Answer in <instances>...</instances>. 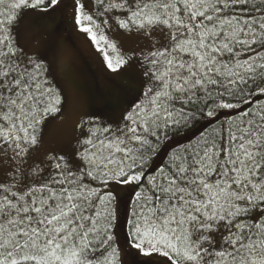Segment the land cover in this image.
<instances>
[{
  "label": "snow or ice",
  "instance_id": "1",
  "mask_svg": "<svg viewBox=\"0 0 264 264\" xmlns=\"http://www.w3.org/2000/svg\"><path fill=\"white\" fill-rule=\"evenodd\" d=\"M57 10L138 85L132 99L120 89L118 121L81 120L67 152L41 151L63 95L27 51L41 30L22 26ZM114 28L142 47L123 52ZM221 115L151 163L170 130ZM114 186L131 192L122 214ZM122 253L264 264V0H0V264H125Z\"/></svg>",
  "mask_w": 264,
  "mask_h": 264
},
{
  "label": "rangeland",
  "instance_id": "2",
  "mask_svg": "<svg viewBox=\"0 0 264 264\" xmlns=\"http://www.w3.org/2000/svg\"><path fill=\"white\" fill-rule=\"evenodd\" d=\"M63 18H65L64 30L57 27L58 21L62 19L59 10L47 14L30 13L22 22V26L31 23L32 31L41 30L40 43L28 44L27 51L33 55L43 54L46 57L49 76L60 85L63 92L62 111L46 122L41 151L45 149L71 151L75 142L76 125L81 120L99 119L97 114L92 115L91 109L94 104L102 103L104 94L117 99L122 96L120 90L123 89L122 87L129 86L135 89L138 87L127 75L117 76L104 67L101 55L82 34L74 30L67 10ZM24 35L25 39L21 41L22 43L26 42L29 33ZM109 36L125 53L130 54L142 47L138 37L118 29L114 28L109 32ZM49 38L51 43H48ZM91 85H93L92 88ZM117 112L112 117L109 116L108 121H118L121 110ZM204 126L205 122H202L192 132L196 133ZM155 163L157 159L154 160ZM114 187H117V195L122 199L119 210L124 211L131 192L118 186ZM120 232H118V238L122 237ZM119 242L122 248L126 247V242L120 238ZM122 258L125 264H128L127 256H123V253ZM146 258L155 259V257ZM154 263L159 264V261H154Z\"/></svg>",
  "mask_w": 264,
  "mask_h": 264
},
{
  "label": "trees",
  "instance_id": "3",
  "mask_svg": "<svg viewBox=\"0 0 264 264\" xmlns=\"http://www.w3.org/2000/svg\"><path fill=\"white\" fill-rule=\"evenodd\" d=\"M64 23H65V18L62 17V19H60L57 23V27L64 30ZM48 65V64H47ZM50 75V74H49ZM49 79L52 81L53 85L58 88L61 91L60 85H58V83L56 81H53L50 76ZM93 87V85H91V88ZM123 89H132L131 92H129L128 95V99H132L134 97L135 94V88L132 87H122ZM61 93L63 94V92L61 91ZM105 97H102V99H104L102 101L101 104L96 105L94 104L92 107V115L97 114L99 119H89L92 120L96 123H100L101 121H108V117L109 116H113V114L118 113L117 111L121 110L124 108V93L122 92V96L120 98H111L109 97V95L104 94ZM122 108V109H121ZM120 112V113H121ZM58 115V114H57ZM57 115L53 116L56 117ZM50 117V118H53ZM49 118V119H50ZM48 119V120H49ZM225 119V117L223 115H221L219 117V120L214 122L211 125H208L206 121H201V120H196L193 121L189 127L187 128H181L179 131H174V130H170L168 133V139L167 140H163L161 142V146L158 148L157 152L153 154L152 157V161L151 163L153 165H159V166H163V164H165L168 161L169 155L171 154V152L173 151H178L180 149H182L185 145L195 142L197 139L200 138V136L202 134H206L207 132H210L213 128H216L219 126L220 121H223ZM88 120V121H89ZM202 122H205V126L198 132L194 133L192 132V130L194 128H196L198 125L202 124ZM157 159V163L154 164V160ZM123 213V211H121V214ZM120 234L122 235V237H119L120 240H123L124 242H126L125 240V233L124 231H121ZM137 260H147L149 262V264H157L154 263V261H157V259H148L146 257H128L127 256V261L128 264H135V261ZM152 260V261H151Z\"/></svg>",
  "mask_w": 264,
  "mask_h": 264
}]
</instances>
